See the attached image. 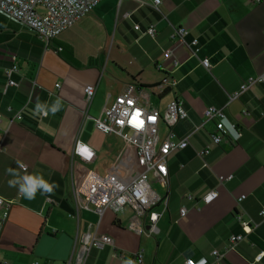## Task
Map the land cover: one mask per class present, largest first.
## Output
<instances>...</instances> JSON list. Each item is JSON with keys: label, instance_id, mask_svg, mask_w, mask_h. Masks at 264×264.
Returning a JSON list of instances; mask_svg holds the SVG:
<instances>
[{"label": "crops", "instance_id": "obj_1", "mask_svg": "<svg viewBox=\"0 0 264 264\" xmlns=\"http://www.w3.org/2000/svg\"><path fill=\"white\" fill-rule=\"evenodd\" d=\"M149 26L154 38L144 34ZM177 27L188 31L186 42L197 39L198 58L209 60L210 71L186 47L176 46ZM169 49L176 66L163 58ZM12 65L17 86L6 85L4 72ZM262 73L264 4L252 0H161L158 10L138 0H102L47 49L32 31L0 12V197L14 202L0 229V264H75L74 242L88 227L112 244L90 248L83 264H126L138 251L141 264H184L189 258L212 264L213 251L223 255L219 264H264V220L258 215L264 209V84L228 102L242 83ZM165 77L174 85L158 92ZM86 85L96 87L88 107ZM126 86L134 88L141 107L161 111L180 99L187 113L174 127L180 137L203 122L210 106L222 109L241 133L235 144L216 146L209 137L213 125L205 123L188 137L187 148L168 157V186L159 190L167 204L152 235L126 228L133 216L129 208L106 210L99 218L74 199L87 175L128 181L139 172L134 148L102 134L87 118H96ZM57 98L61 106L53 115ZM37 101L47 116L35 114ZM76 142L94 152L89 162L72 155ZM204 149L208 153L201 158ZM25 175L58 186L51 195L38 190L35 199H26L19 194ZM220 176L231 179L219 183ZM11 179L18 181L16 187L9 186ZM211 190L217 198L203 205L200 198ZM240 196L245 199L238 204ZM235 213L257 227L244 234ZM143 224L146 229L145 219ZM242 234L234 250H227L228 238Z\"/></svg>", "mask_w": 264, "mask_h": 264}, {"label": "built area", "instance_id": "obj_2", "mask_svg": "<svg viewBox=\"0 0 264 264\" xmlns=\"http://www.w3.org/2000/svg\"><path fill=\"white\" fill-rule=\"evenodd\" d=\"M102 0H0V12L7 17L17 21L40 39L45 49L53 40L58 38L64 31L72 27L78 20L89 14ZM257 4H264V0H252ZM140 6L150 5L154 10H158L161 0H138ZM134 30H139L138 26ZM144 34L150 38L155 37L153 26L144 30ZM188 31L184 27H177L173 31V38H177L176 46H184L190 52V55L196 58L203 69L210 71L211 64L208 59L198 58V41L193 39L190 42L185 41ZM60 51V49H57ZM163 58L171 60L174 66L177 65L174 56V50L169 49L163 52ZM16 73L15 65L6 69L4 76L6 85L17 86L12 80V75ZM255 84H264V73L250 77L245 83H242L236 92L228 97V102L237 99L242 93L247 91ZM173 81L165 77L156 87L158 92H163L165 88L172 87ZM56 88L59 85H55ZM95 85H86L83 88V97L86 107H88L95 95ZM134 88L126 86L123 91L117 95L109 106H104L96 118L88 117L96 130L104 135H115L125 143L134 148L135 164L139 169L137 175L128 180L122 181L118 177L107 174L104 176L87 175L81 186L74 191V199L77 207L87 209L88 207L100 218L108 210L112 213H120L125 208L131 209L133 216L126 225V228L136 234L141 235L155 234L157 232L156 222L165 210L167 197L164 193H159L154 189L151 182L155 183L158 190H166L168 186V157L178 151L188 147V137L201 130L205 123H212L213 129L209 135L213 145H220L222 142L235 144L240 138L241 133L235 124L228 121L222 109L210 106L203 111V122L195 126L192 131L184 137L178 136L175 131V125L187 118L183 102L175 98L163 110H158L150 104L145 107L139 106L135 96ZM140 95L146 99L147 93L141 91ZM19 117V113L16 118ZM86 118V117H85ZM161 129L163 133L161 134ZM235 134V135H234ZM79 147H86L88 153L79 152ZM208 153L207 149L202 150L199 156L203 158ZM72 155L89 162L94 152L89 147L76 142L72 148ZM203 167L206 164L202 165ZM25 171V167H21ZM231 177H218V182L222 183L230 180ZM214 194V195H213ZM189 199L192 197L188 196ZM217 198L215 190L208 191L201 198L203 205H208ZM245 199V196L237 198L239 204ZM14 202L0 197V229L8 219L9 211ZM160 210L158 211L157 209ZM186 210L181 208L179 216L183 217ZM261 220H264V209L258 213ZM236 221L240 224L244 234H248L257 227V224L250 219H242L235 213ZM146 221L147 228H144L143 221ZM242 235H232L228 238L227 250L233 251L237 242L244 238ZM112 240L110 237L102 234H96L91 231V227L74 242L72 254H74V263L83 264L90 248L102 249L104 246H110ZM73 257V255H71ZM212 264H219L223 260V255L216 251L211 253ZM262 254L256 256L259 261ZM204 260V259H202ZM131 261L132 264L142 263L141 251L128 257L126 264ZM201 261V260H200ZM200 261L186 259L184 264H200ZM205 261V260H204ZM31 264H37L32 262ZM205 264H208L205 261Z\"/></svg>", "mask_w": 264, "mask_h": 264}, {"label": "clouds", "instance_id": "obj_3", "mask_svg": "<svg viewBox=\"0 0 264 264\" xmlns=\"http://www.w3.org/2000/svg\"><path fill=\"white\" fill-rule=\"evenodd\" d=\"M60 106H61V101L59 98H57L56 104L50 109L51 113L55 115V113L59 110ZM48 113L49 111L45 110V105L37 101L35 106V114H42L44 116H47ZM85 149L87 150L88 153V149L86 147H79L78 151L85 153L83 151ZM20 167L23 168L24 165L21 164ZM8 171L12 175L18 174V172H16L13 169H9ZM23 179H24V183L19 184V194L29 200L35 199L38 190H41L40 191L41 194L51 195L54 193L55 188L58 186L54 182L49 184L44 179L39 178L38 176L25 175ZM8 183L10 187H16L18 185V181L15 179L9 180ZM128 264H132V262L129 261ZM200 264H205V261L201 260Z\"/></svg>", "mask_w": 264, "mask_h": 264}, {"label": "rangeland", "instance_id": "obj_4", "mask_svg": "<svg viewBox=\"0 0 264 264\" xmlns=\"http://www.w3.org/2000/svg\"><path fill=\"white\" fill-rule=\"evenodd\" d=\"M162 105V104H161ZM163 133V130L161 129V134ZM156 191H159L157 187H154Z\"/></svg>", "mask_w": 264, "mask_h": 264}, {"label": "snow or ice", "instance_id": "obj_5", "mask_svg": "<svg viewBox=\"0 0 264 264\" xmlns=\"http://www.w3.org/2000/svg\"><path fill=\"white\" fill-rule=\"evenodd\" d=\"M86 154H89L90 155V153H87V150L85 149V150H83Z\"/></svg>", "mask_w": 264, "mask_h": 264}]
</instances>
